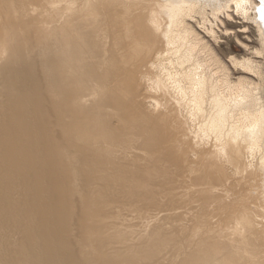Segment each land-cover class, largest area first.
Wrapping results in <instances>:
<instances>
[{
    "label": "bare ground",
    "instance_id": "6f19581e",
    "mask_svg": "<svg viewBox=\"0 0 264 264\" xmlns=\"http://www.w3.org/2000/svg\"><path fill=\"white\" fill-rule=\"evenodd\" d=\"M159 1L0 0V69L8 64L11 78L31 88L24 106V90L14 86L19 94L13 114L18 115L22 129L27 127V117L36 119L38 112L43 115L39 97L43 98L46 88L50 104L55 103L58 111L69 117L62 130L83 148L92 177L88 186L99 195L89 204L84 223L86 246L95 260L83 259L82 264H264V209L243 210L224 230L218 229L220 221L210 220L223 204L239 200L244 192L229 186L230 177L244 173L249 180L263 174L264 67L253 57L233 58L236 67L260 79L255 82L244 75L233 81L227 63L190 22L196 17L203 19V28L215 37L214 27L206 24L210 14L224 23L222 14L232 19L236 13L257 24L264 52V4L261 0ZM159 4L164 10L160 18ZM106 17L109 28L115 31L101 43L104 29L99 19ZM121 25L124 29H116ZM28 31L32 33L30 46ZM158 38L163 42L160 48L153 43ZM123 42L130 47L119 56L123 62L117 64L114 55L120 54L124 46L118 44ZM152 44L154 57L136 74L135 81L118 72L123 64L125 70L137 61ZM201 50L209 52V57H203ZM3 93L0 122L5 125L9 114V133L12 116L6 107L11 110L8 103L12 94L5 91L0 97ZM160 130L177 136L174 147L181 149L175 162L159 145ZM177 162L202 171L190 178V191L170 195L176 200L186 196L191 205L168 211L152 206L159 205L158 195L164 196L162 192L175 183ZM106 198L103 208H98ZM261 215L263 218H258ZM194 219L200 221L193 224L190 221ZM51 229L57 230L48 223L45 232L58 241ZM43 232L29 231L31 255L24 260L17 257L13 264H75L61 251L55 254L56 248L49 247L50 239L46 243L49 251L42 253L47 235ZM162 258L164 261L158 262Z\"/></svg>",
    "mask_w": 264,
    "mask_h": 264
},
{
    "label": "rangeland",
    "instance_id": "374dc122",
    "mask_svg": "<svg viewBox=\"0 0 264 264\" xmlns=\"http://www.w3.org/2000/svg\"><path fill=\"white\" fill-rule=\"evenodd\" d=\"M165 1L166 0H160L159 3H162V2L164 3ZM159 5L160 6L157 7V10H158L157 13L160 14L158 15V18L164 15L163 14L164 10L162 8V5L161 4ZM110 13L111 11L109 12V14ZM225 17L226 16L224 14L221 15V19L223 18V21L225 20L224 22L225 24H224V23H220L219 21L215 20L214 17L210 14L209 16L210 20H208L206 24L208 23V25L214 27L215 37H211L210 33L203 28L204 27L203 19L196 17L194 18L193 22L192 21L190 22L199 31H201V34L204 36V40L208 41L210 46L212 47L211 50L227 63L228 67L230 68L231 77L233 81H237L239 76L247 75V76H250V78L254 80L255 82H259L260 79L258 78V76H256L253 73L247 72L246 70H244V68H242L239 65L236 67L232 63L233 58H236L238 60L242 58H252L253 57L255 60H258L261 67H264V52L260 50L261 44H260L257 24H255L252 20L250 21V20L244 19L242 16L236 13L233 14V17H232L233 20L231 18H228V17L225 18ZM25 20L23 18V21ZM116 21H117V17H116ZM107 23H108L107 17L106 19L105 18L104 19L102 18V20L99 19L100 27L103 26V29H104V31L100 33V37H99L101 38L100 39L101 43H103L102 41H105L107 36L112 35L111 33L112 31H115L114 28L113 30L111 29V27L109 28ZM124 27H125L124 25L123 26L121 25L120 27H116V29L121 30V28L124 29ZM107 31H110V32H107ZM161 32H162L161 29H158V33L161 34ZM135 36L136 35H133V37ZM31 37H32V33L28 31L27 39L29 38L28 39L29 46L32 43ZM119 37L120 39H123L124 34L122 32L119 33ZM130 39L131 41H133L132 36L131 38L130 37L128 38L129 43H130ZM160 39L158 38L159 41L157 40V43L153 42L154 44L158 45V48H160L163 44L162 39L161 40ZM118 45L122 47L125 45V43L122 45L120 44ZM130 45L128 47L126 46L122 47V49H120L119 51L120 52L119 55H114V58L116 59L115 61H117V64L123 62L122 61L123 58L121 59V57L119 56H122V54L125 55L126 54L125 51L130 47ZM109 46L112 47L110 43H109ZM152 46L153 44L150 47H148L149 50L147 49L144 51V53H141L138 56L139 58H137V61H134L133 64L127 65L125 70H124L125 66L123 64L124 68L119 69L118 72L119 73L125 72L128 75V76L126 75L125 77H127L128 79L130 77V79L132 78V80L134 78V81H135L136 76L140 72H142V70L145 69L151 63V60L154 57L153 55H154L155 47L153 48L154 49L153 51V49H151ZM260 51L263 54H261ZM143 54H144V57H143ZM200 54L203 55V57H209L210 55L209 52L202 51V50L200 51ZM8 68H9V65L7 64L6 68L4 66V69L3 68L0 69V72H1L0 73V93L6 91V94H8V92H11L12 97H13V99L12 97L9 98L10 101L8 103L11 110H9V107H6L8 112H11L10 116H12L11 117L12 118L11 130L7 131L9 133H6V126H8L10 122L9 114L5 118L7 120L5 125L0 122V264H6L5 259H4L5 257L9 258V260L11 261L10 264H13L14 261H16L17 257L22 256V260H24V258L25 259L28 258V256L31 255L29 252L31 250L29 246L30 244L29 231L32 229L35 232H39L41 234L44 231L43 233L45 235V233H47L45 232V230L47 228L48 223L52 225V228L54 229L57 228L56 231H53L52 229L51 230L53 231V233H55V235L58 236V241H57V238L55 239L52 237V234L50 232L47 233V235H45L44 237L45 244L43 246L45 248H43V250L41 251L42 253H46L49 251V250H46V247H47L46 243H48V240L50 239V241L51 240L52 241L49 244V247H53V249L54 247L56 248L55 254H57V252L60 253L61 251V253L67 256L69 260L74 261L75 264H82L81 261H84L85 259L88 261H91L92 259L95 260V258H93L94 256L93 252H91L92 250L90 249L88 245L86 246L87 242L85 239L86 234L84 230L87 224L84 225V223L87 222L85 219H87L86 214L88 212L87 210H88L89 204H91L93 199L98 198L99 195L97 197L96 196L97 194L95 192H92L88 186L89 182L90 181L92 182L91 180L92 177L88 171L89 162L87 161V159L85 161L86 155L85 154L82 155L84 150L79 144L77 145V143H74L72 135H69V138H68V133L65 134V132L62 130V127H63L62 124H64L65 122H68L69 117L63 116V112L58 111L60 110V108L55 106V103L52 102L50 104L49 98H47L48 96H46L47 91H48L46 88H45L46 94H42L43 98L39 97L40 107L42 106L41 113H43V115H40V112H38L39 116L36 119H31L27 117V121L25 123L27 127L24 128L26 129V131L24 132V129H22L17 119L18 115L15 116L13 114L15 113L16 105H17L15 104V101L18 100V94H19L14 89V86L18 89L20 88L21 90L22 89L24 90L22 91V95L24 94L25 96V101L22 102L24 106H27L26 104L28 103L27 96L29 95L28 91H30L31 88L29 87V85H27V88H26L24 83H23L24 86H22L21 83L17 82V80H14L13 78H11L13 72L12 70L9 71ZM126 70H128V72ZM2 76L4 77L5 80H3ZM112 83H114V81ZM7 84L9 85L7 86ZM1 95L3 98L2 97L0 98L4 99L5 94L3 93ZM10 103L13 104V106L10 105ZM62 110H63V106H62ZM159 132H160L159 133V138H160L159 145L162 148H164V153L168 157H171L172 159H174V162H175V158L178 157L176 154L181 149V148L175 149L174 147L175 146L174 143H176L174 141L176 140L177 136L174 137L172 133H169V132L166 135V133H164V131L162 130H160ZM59 133L61 134L59 135ZM54 140H57V142L56 143L53 142ZM54 143L56 144V146H60V147L55 146V149L53 148L52 150V145ZM26 149L28 152L26 151ZM174 150H177V151H174ZM162 155H163V152H159V156H162ZM57 159H59L60 161ZM4 161L8 162L9 165H5ZM180 165L181 164H178V162L176 165L174 164V166H177L176 168H178L177 170L175 169L177 173L173 176L175 179V183H173L172 186L167 187L165 191L162 192L164 194V196L163 195L161 196L162 199L160 195H158V200L160 204L158 205V203L156 204L152 203V206L154 207L156 205L162 206L163 209L168 211L169 209L175 206L184 207L188 203L189 205H191L192 201H189L190 198L186 199L187 198L186 196L184 199H180L181 201L179 199L176 200L174 198H171V196H174L175 192L182 193L186 189L190 191L192 188V180L195 178L196 175H198V172L202 173V171L198 169L199 167L197 169L196 167H193V168L188 167L187 163H184V162L181 166ZM65 172H67L68 174ZM261 172H263V174ZM261 172H260L261 177L258 175H252L254 176V178L257 179L255 181H254V178L246 180L245 175H243L244 173H241L237 177L229 178L228 180L229 186L231 185L237 188L238 192H240V190L241 191L244 190V192L243 191L241 192L239 200H236V201L228 200L229 202H226L227 204H223V207L221 208L219 207L221 211L220 210L217 211L211 217L210 220L214 221L215 219H217V222L220 221L222 223V226L218 228L219 230H224L226 226L229 224V222L231 221V218L235 217L239 213H242L243 210L255 211L254 209L255 207L259 208V210L264 209V171L262 170ZM178 173H180V179L178 178L179 176ZM7 175L9 178L6 177ZM59 177L62 180H58L60 179ZM62 181H63V184H62ZM251 181H254L255 184H251L250 183ZM14 184L16 187L13 186ZM37 186L40 188V190ZM63 186L65 187V189ZM222 190L223 188H220V191ZM35 193L37 194L35 195ZM101 193H105V191ZM159 194H161V192ZM92 195L93 197H91L92 198L91 199L90 196ZM164 197H166V199ZM105 200H107V198L104 199V201H101V204L99 203L98 208H103L102 204L105 202ZM225 205L227 206L224 207ZM196 210L197 209L190 211L191 213L188 212L189 216L192 215L194 211ZM258 218L262 219L263 216L261 215ZM199 221H200L199 219H194V220H191L190 222L191 223L193 222V224L194 223L196 224ZM29 223L30 224L34 223V224L30 226ZM55 242L59 243L60 245L57 246ZM78 248H79V251H78ZM106 251L108 250L106 249ZM83 253L84 255H82ZM49 255H50V252H49ZM160 261L163 262L164 261L163 258L162 260L161 259L158 260V262ZM159 264H163V263H159Z\"/></svg>",
    "mask_w": 264,
    "mask_h": 264
},
{
    "label": "snow or ice",
    "instance_id": "6c2138e0",
    "mask_svg": "<svg viewBox=\"0 0 264 264\" xmlns=\"http://www.w3.org/2000/svg\"><path fill=\"white\" fill-rule=\"evenodd\" d=\"M262 4H264V0H261Z\"/></svg>",
    "mask_w": 264,
    "mask_h": 264
}]
</instances>
